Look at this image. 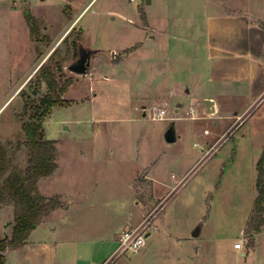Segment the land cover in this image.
<instances>
[{"label": "rangeland", "instance_id": "374dc122", "mask_svg": "<svg viewBox=\"0 0 264 264\" xmlns=\"http://www.w3.org/2000/svg\"><path fill=\"white\" fill-rule=\"evenodd\" d=\"M32 3L31 13L42 15L35 19L37 38L28 36L23 19L27 7L20 4L12 14L0 4V141L13 162L24 166L21 124L48 91L38 76L40 65L52 67L60 84L70 78L62 94L65 101L42 121L44 137L56 141L58 155L56 173L38 186L45 179L48 191L63 192L68 200L90 197L91 209L71 222L81 229L69 235L78 241L73 252L77 264L104 259L132 264L141 254L140 264H264V222L258 229L249 222L257 194L256 163L264 152V39L261 66L248 59L238 19L219 18L227 10L241 11L264 36V0H75L74 15L84 8L78 26H87V32L84 36L73 27L59 42H51L43 29L49 3ZM78 34L76 54L72 40ZM149 35L156 36L153 46L147 43ZM141 41L145 47L132 56ZM80 46L99 51L85 74H74L68 66ZM208 46L245 55L207 59ZM150 47L159 58L141 60L139 54L149 56ZM147 66L162 68L166 77L171 72L183 77L185 84L196 82L201 94L213 97L208 108L220 115L222 129L212 146L202 145L200 135L204 127L213 130L210 117L197 119V110L191 119L188 101L178 112L172 104L166 106L164 121L152 120L150 112L129 111V89H141L142 82L154 79ZM24 102L29 106L23 113ZM174 114L180 120L171 121ZM171 122L182 134L168 143L163 132ZM95 130L97 139L83 138ZM148 163L156 178L151 187L144 182L131 189L133 170ZM141 216L139 224L148 221L152 228L144 253L109 254L117 246L115 235ZM67 224L62 222L57 234L66 232ZM11 227V209L0 207V238L10 235ZM240 239L242 248H232ZM14 252L5 254L4 264L19 263Z\"/></svg>", "mask_w": 264, "mask_h": 264}, {"label": "crops", "instance_id": "0c3cea01", "mask_svg": "<svg viewBox=\"0 0 264 264\" xmlns=\"http://www.w3.org/2000/svg\"><path fill=\"white\" fill-rule=\"evenodd\" d=\"M32 1L33 0H0V4L2 6L1 8H4V10H6L8 13H12V14L16 13L17 6L22 4L24 9H26L25 7H27V10H25V12L29 11L30 14L35 19L42 17L41 14L38 15L35 13H31V11L33 10L32 6L36 2L35 1L34 3H32ZM40 1L49 3V8H48L49 12L46 13L47 14V24L43 26V29L45 30V33H48L50 35L51 42H59V40L62 39L64 36H66L73 27L80 28L82 31V34L85 36L87 32V26H78V18L80 17L84 8L81 9L76 15H74V12H75L74 10L77 9L75 0H40ZM240 12L241 11H238V10L234 12H230L229 10H227V11L222 12L221 16L220 17L218 16V17L220 18V20L226 19L227 21H233L234 19L236 20L238 19V22L242 24L243 26V36L246 37V41H245L247 44L246 52L248 50V55L247 54L246 55L248 56V59L250 60V62H253L252 60L254 59L259 65L262 66L260 62V57H261L260 44L263 42L264 36L260 32L261 30L260 31L257 30L251 24V19L249 18L250 16L246 17L245 14H242ZM23 19H24V23L28 31V36H29V32H30L29 27L25 21V17H23ZM148 38H149V41L147 43L149 44V46L151 44H154V42H156L155 35H149ZM143 47L145 46H144V43L141 41L140 46L130 52L131 55L132 56L136 55L137 52L141 50V48ZM208 47H209L208 48L209 52L207 54V59H212V58L220 59V58H226L228 56L242 57L239 54L245 55V53L244 54L240 53V51L238 50L235 51L236 49L233 51H229V49L212 50L213 48H211L210 46ZM95 50L99 51L98 49H95ZM148 50H149V53H148L149 56L147 57L145 53L144 55L142 53L139 54L142 57L141 60H148L149 62V61H152V59L159 58V55L154 52L155 49L153 50L150 47ZM162 52L164 53V50ZM145 69H146V73L150 77H153L154 79L152 78L153 80L151 82L149 81L147 83L142 82L141 85L144 87L141 86V89H136L137 85L136 86L134 85L133 88L131 87L133 91L129 89V94L131 97L128 98L129 105L126 106L129 109V111L139 112V113L141 112L142 116H145L148 112H150L153 106H156V105L168 106L172 104L175 112H178L179 108L182 106V103L188 101L189 106H192L195 109V113L198 110L197 119L204 120L205 118L207 119V117H210L211 119L210 123L214 126L213 130H209V129L206 130L204 127L202 130V134L200 133V135H203L202 140H201L202 145L212 146L211 145L212 139L214 138V136L218 134L219 129L222 127V126H219L218 124V119L220 115L215 114L214 112H212V110L208 108L209 105L211 104V101H209V99L212 98V100H214L213 97H210L209 95L201 94V92L203 91L200 89V86L196 82H191V84H189L190 83L189 82L188 84H185L183 77L182 78L179 77L177 79L175 78V75L172 72H171L172 76L170 75L166 77L164 72H162L163 70L162 68H160V72H159V69L158 70H156V68L150 69L149 66L145 67ZM187 70L191 72L192 69L188 67ZM144 74L145 73H143V75ZM157 74L161 75L160 79L156 78ZM156 83L158 85H156ZM145 86L148 88L147 89L148 92H146ZM17 90L18 89H15L13 93L10 95V97ZM95 95L96 93L94 92L93 96ZM89 100L90 99H86L84 102H87ZM84 102H80L79 104L84 103ZM195 106H198V109H196ZM171 117L172 118H169L171 121L180 120V117L177 114H174ZM191 119H195V118H191ZM170 125L173 126L175 136H176L174 141H176L181 137L182 133L177 131V129L175 128L172 122ZM169 126H166V128L164 129V132ZM223 128L225 127L223 126ZM164 132H163V137H164ZM197 134L199 135V133ZM85 135L86 136H83L84 139L95 140V138L98 136V131L95 130L93 131L92 134L87 133ZM80 152H82V150ZM91 152L94 154L96 153L93 151ZM57 155H58V150H57ZM56 169L51 175L46 176V178L50 179V177H52L56 173ZM43 178L44 177H41L37 182L38 190L40 191L41 194L45 196L58 195L59 197H62L63 200L60 201L61 205L57 207L56 209H54L43 221H41L38 225H36L30 231L29 235L27 236L22 246L18 248H14V249L9 248V247L6 248L2 252L3 257L5 258V254H7L12 249L15 251L14 252L15 257L17 258L19 262V263L16 262L15 264H77V260L73 252L75 251L74 249L77 248L78 241L69 240L70 238L69 235L70 233L74 231L72 229H75L74 231L75 233L80 232L81 229L79 230V228H77L78 226L75 227L74 224L71 222L74 219H77L79 217H84L86 212L89 209H91V206H92V202L90 201L91 199L88 196L87 197L84 196L82 198L77 197V198L68 200V198L66 199L63 192L48 191L50 190V187L48 184L49 181L45 179H44L43 184L40 186L41 187L40 188L38 184L42 181ZM153 179H156L155 173L153 170V165L152 163L151 164L148 163L144 166H140L139 168L136 167L133 170V174L130 175L128 183L130 184L129 187L131 189L133 187H136L138 184H144V182L146 183L145 186L151 187V182H153ZM0 207H9L11 209V212L13 210V205L12 203H9V202L0 203ZM144 216H141L135 223H130V227L138 225ZM65 221L68 222L67 224L68 228L65 229L66 232L64 231L65 233L63 232L60 235L57 234L58 228L61 227V223ZM40 226H42V230L40 231V233L33 234L37 229H39ZM63 230L64 229L62 228L61 231ZM117 237L118 235L116 234L115 239H114L116 243H117ZM144 246L138 252L142 251ZM116 247L117 246H115L113 250L110 251L109 254L113 253L116 250ZM141 253H144V251H142ZM240 254L243 255L244 253L241 252ZM142 257H143V254L140 255L137 261H140ZM104 261L105 259L102 262ZM137 261L133 262L132 264H140ZM91 264H97V263L92 261Z\"/></svg>", "mask_w": 264, "mask_h": 264}, {"label": "trees", "instance_id": "16d2710c", "mask_svg": "<svg viewBox=\"0 0 264 264\" xmlns=\"http://www.w3.org/2000/svg\"><path fill=\"white\" fill-rule=\"evenodd\" d=\"M25 21L31 34L38 37L35 18L29 11L24 13ZM79 34L72 40L73 49L79 45ZM77 54V52H76ZM40 81L47 87L37 103L33 104V113L27 121L22 122L23 146L27 150L24 166L13 162L6 146L0 141V203H12V227L9 236L0 238V264H4L2 252L6 248L22 246L33 226L43 221L54 209L61 205L58 195L45 196L40 193L37 182L41 177L51 175L57 167L56 141L44 137L42 121L54 106L61 105L65 100L62 94L70 84L66 78L61 84L55 71L48 65L41 64L38 69ZM28 103L22 105L24 113ZM31 106V105H30ZM256 190L252 214L249 222L253 229H258L264 222V152L256 163Z\"/></svg>", "mask_w": 264, "mask_h": 264}, {"label": "built area", "instance_id": "2783aa9c", "mask_svg": "<svg viewBox=\"0 0 264 264\" xmlns=\"http://www.w3.org/2000/svg\"><path fill=\"white\" fill-rule=\"evenodd\" d=\"M134 1V0H130ZM195 109L189 106L186 114L191 118L194 117ZM150 118L152 120H164L167 118L166 106H153L150 111ZM151 228L149 222H143L135 227H127L122 229L117 237V247L113 256L129 252L136 254L144 245L145 237L149 234ZM233 248H242V240H238L233 243ZM101 264H109L108 260H105Z\"/></svg>", "mask_w": 264, "mask_h": 264}, {"label": "water", "instance_id": "95a60500", "mask_svg": "<svg viewBox=\"0 0 264 264\" xmlns=\"http://www.w3.org/2000/svg\"><path fill=\"white\" fill-rule=\"evenodd\" d=\"M144 2L149 4L150 0H144ZM95 52L96 50H90L80 46L78 48L77 59L68 66V69L75 74H85L90 64V58ZM164 138L167 142H172L175 140L176 136L172 125H170L164 132ZM196 234L197 232L194 231L193 235Z\"/></svg>", "mask_w": 264, "mask_h": 264}]
</instances>
